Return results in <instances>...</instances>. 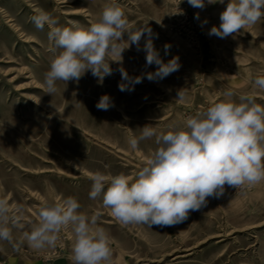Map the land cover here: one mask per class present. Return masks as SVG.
I'll return each instance as SVG.
<instances>
[{"label":"rangeland","instance_id":"rangeland-1","mask_svg":"<svg viewBox=\"0 0 264 264\" xmlns=\"http://www.w3.org/2000/svg\"><path fill=\"white\" fill-rule=\"evenodd\" d=\"M109 2L0 0V197L23 211L24 227L14 229V236L29 230L45 198L74 196L80 210L98 215L99 225L110 234L113 264H264V182L241 189L226 185L223 196L208 198L206 207L174 226L125 227L102 207L100 198H89L90 172L135 176L157 146L152 138L132 151L126 138L138 136L146 124L158 131L182 125L228 90L234 99L255 92L256 102L264 105V90L254 87L255 78L264 75V18L219 38L209 31L219 26L228 0L212 5L205 0L204 9L193 8L188 0H117L131 29L150 27L161 59L167 63L178 56L179 70L164 79L145 76L136 84L122 80L121 66L131 78L157 67L146 65V53L132 45L122 61L110 62L113 74L103 81L89 70L78 82L58 81L57 92L46 94L42 82L52 58L49 29L32 23L35 10L49 12L61 26H70L71 20L88 26ZM144 43L142 37L141 49ZM165 44L170 45L167 54ZM121 83L131 90L121 91ZM181 89L187 98L178 102ZM105 94L113 106L98 110ZM17 243L14 248L0 242V264H71L69 231L61 233L55 249L44 252Z\"/></svg>","mask_w":264,"mask_h":264},{"label":"clouds","instance_id":"clouds-1","mask_svg":"<svg viewBox=\"0 0 264 264\" xmlns=\"http://www.w3.org/2000/svg\"><path fill=\"white\" fill-rule=\"evenodd\" d=\"M188 3L198 9L206 6L205 0H188ZM216 3L224 4L225 0H207L209 5ZM195 18L199 19V13ZM262 18L264 0H228L220 13L219 26L213 25L209 35L227 38L253 27ZM31 21L39 30L45 26L49 29L52 58L42 88L51 96L58 90V81L78 82L89 70L103 81L113 74L110 62L122 61V53L132 45L146 53V65L157 67L155 72L131 78L121 66L118 70L124 81L136 84L145 76L150 81L164 79L180 67L178 56L167 63L161 59L150 27L131 29L117 0L106 3L98 18L88 26L76 20L69 21L70 26H61L43 9H36ZM142 37L145 43L141 49ZM164 48L167 54L170 45L165 44ZM112 56L121 59L110 60ZM254 87L264 90V75L255 78ZM119 89L131 90L125 83ZM223 97L188 116L182 125H170L167 131H158L154 125L146 124L138 136L128 135L126 142L132 151H137L142 141L152 138L157 147L148 153L134 177L123 172L116 175L100 170L90 172L89 198H100L102 207L125 227L174 226L186 221L190 212L206 207L208 198L223 196L226 185L241 189L264 182V105L256 102L255 92L234 99V93L228 90ZM186 98V92L179 90L176 100L183 102ZM112 106L107 94L96 104L98 110L104 111ZM80 209L81 204L74 196L47 197L38 208L36 220L28 225L29 230L17 238L13 230L24 227L23 211L0 197V242L17 248L18 240L36 252H44L55 249L61 233L69 231L71 264H113L110 234L99 225L98 215L89 216Z\"/></svg>","mask_w":264,"mask_h":264}]
</instances>
